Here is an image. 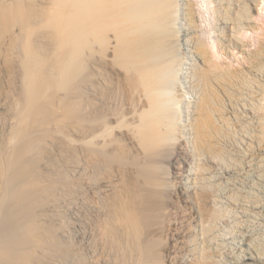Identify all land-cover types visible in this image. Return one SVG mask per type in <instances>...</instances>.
Returning <instances> with one entry per match:
<instances>
[{
  "label": "bare ground",
  "instance_id": "bare-ground-1",
  "mask_svg": "<svg viewBox=\"0 0 264 264\" xmlns=\"http://www.w3.org/2000/svg\"><path fill=\"white\" fill-rule=\"evenodd\" d=\"M263 26L264 0H0V264H78L54 226L63 192L87 212L84 264H182L213 213L204 179L264 180ZM181 44L200 60L189 122ZM187 130L207 158L192 200ZM253 238L239 264H264Z\"/></svg>",
  "mask_w": 264,
  "mask_h": 264
},
{
  "label": "rangeland",
  "instance_id": "rangeland-1",
  "mask_svg": "<svg viewBox=\"0 0 264 264\" xmlns=\"http://www.w3.org/2000/svg\"><path fill=\"white\" fill-rule=\"evenodd\" d=\"M217 27H219V25ZM218 32H220V29L218 30ZM262 32H263V34L261 35L260 40L264 41V26H263ZM223 39H225V38L223 37ZM189 48L190 47L188 45H185V44H181V46H180V51H181L180 53L182 55L184 54L183 56L187 57L188 62L190 61V63L192 62V64H193V65L192 64L186 65L188 68H185L186 70L183 69V71L185 70L184 72L187 71V73H184L183 75H181L184 77H180V80H182L181 84L183 86V89H185L188 93L187 96L189 98V102L192 101L191 105L188 108H184L183 109L184 111L182 113V115H185L183 117L184 119H186V117H187V122L191 121L194 117L193 116L194 115V111H193L194 106L199 101V94H200V92H199L200 87L199 86L197 87V85L195 84L196 75H197V72L199 71L198 65H200V60L196 55H194V53L188 51ZM251 48H253V47L251 46ZM191 54L193 56H191ZM238 57L239 58L242 57V54H238ZM232 59L233 58L231 57V60ZM223 60H225V62H229L230 59L227 58L226 56H223ZM237 65H238L237 63L233 62L234 67H238ZM191 66H192V68H191ZM189 73H190V75H189ZM187 74H188V76H187ZM189 76L191 78H189ZM191 80L194 81L193 84H192ZM186 88H188V89H186ZM194 88H197V90ZM1 91H0V93H1ZM191 117H192V119H190ZM189 131H190V133H188ZM191 131L192 130L185 131L186 132L185 136L188 137V138H186V141L188 140L187 142L189 143L188 144L189 148H187V149H188L191 157L188 160L187 167H185V170L187 169L188 171H187V173H184V175L185 176L189 175V180L187 181V183L189 181L192 182L190 184H187L190 186L188 189V195H190L191 200H192V198H194L195 192H197L199 189L197 187H199V185H200L197 182V179L195 178L197 173L199 172V169H197L198 168L197 166L201 162L206 161L207 158H206V156L201 157V156H197L195 154L193 147H192V143L190 141V139L192 140V136H193ZM227 147H228V144H227ZM231 153H233V152L230 151L229 154L223 155L225 157L224 158L222 156V158H224L223 161H225L227 163V162H229L230 159L235 158L234 157L235 155L231 154ZM229 155L230 156L232 155L231 156L232 158ZM201 159H203V161ZM255 172H256L255 170L247 171L243 175H238V176L235 175L236 176V177L234 176L235 178L233 176L232 177L230 176L231 180H229L228 183L227 182L222 183L221 185H218V186H217V184H216V186L214 185L215 184L214 178L213 179L211 178V180H209V179H204L205 181L202 180L203 184L207 187L208 191H211L212 194H215V197L212 198L210 203H209V206L210 205L212 206V207L210 206V208L213 209L210 211V214L213 212L212 213L213 215L211 214V218H208V221H206L207 223L206 222L203 223L200 220L196 221V219H195V222L193 223V228L195 230L194 233L195 234L198 233V236L196 237L197 241L194 242V244L191 246V248H190L191 251L187 252V254H185L183 259L181 260L182 264H192V262L196 259L195 257H197L198 259H201L200 256L202 255L203 250L205 249V246H207V250H210V252L213 251L212 253L214 255L213 256L214 264H239L242 261L241 257L244 256L245 258H247V257H250V255L254 256L256 254V252H254L252 249H247V247L245 245V240H247V238H251V237L252 238L254 237L253 243L256 247H258V248L261 247V249H264V180H259L258 176H256L257 174ZM190 179H192V180H190ZM194 179H196V180H194ZM206 181H207V183H206ZM212 181L214 183H212ZM183 182H184V180H183ZM178 184L179 183H177V185ZM213 187H215V189L217 187L218 188L215 191V189ZM225 189H226V191H225ZM227 189H228V191H227ZM232 190L234 192H237V193L241 192L242 195H245V194L248 195L249 196L248 200H250V202L247 203L248 201L247 202L245 201L246 202L245 203L244 201L242 202V200L238 201L239 200L238 199L237 203H235V204L230 203L228 201L229 199L227 197H224V194L226 193L225 196H227L229 191L232 192ZM63 193H61L62 196L60 195L61 196L60 198L58 197L59 196L58 195L57 199H56L57 204H55V207L57 210L55 209V211H56L57 215L55 213V216H54L55 220H53V221H55L54 226L56 225L55 226L56 230L58 229L57 230L58 235H59L60 239L63 240L61 242L63 245L64 244L69 245V243L70 244L76 243L75 244L76 246L75 245L74 246L77 249V253L79 252L77 255H78V258L80 260V261H78V264H80V263L84 264L85 259L86 260L88 259V257H87V251L88 250L87 249H93V246H94V244L91 245V242L89 241V235L91 234L90 226L85 224V223H82L83 225L80 223V221L83 222L82 219L84 218V216L87 215V212H85L83 209H81V211L78 210V209L82 208L78 204H77V206L78 207L80 206V207L78 208L77 206H75L73 209V206L70 205L71 201H70V199H68L69 196H67L66 192L64 194ZM216 196H218V198ZM251 198H254V199H251ZM215 199H217V200H215ZM238 202L243 203V204H239ZM255 202H257V203H255ZM251 203H253V204H251ZM255 206H258V207H255ZM244 208H246V209H244ZM241 210H242V212H241ZM82 212H85V213H82ZM58 214H60V215H58ZM73 216H78V217L75 218ZM72 219L75 222L78 221V223L73 222ZM73 223H74V225H73ZM75 225L77 227H74ZM206 225H207V228H206ZM208 225H210V227ZM84 226H85V228H84ZM202 227L206 228L207 230L209 228V232L206 231V234H203L201 231V230H203ZM69 229H71V230H69ZM76 235H77V237H76ZM72 236H73V239H72ZM87 236H88V238H87ZM205 236H207V238ZM80 237L82 240L80 239ZM191 239H192V237H191ZM86 241H88V242H86ZM86 247H89V248L86 249ZM90 247H92V248H90ZM78 248H79V250H78ZM201 250H202V252H201ZM82 251H83V253H82ZM84 255H85V257H84ZM82 258H84V260ZM246 260L250 261L249 259H246ZM66 261H68V263ZM81 261H83V262H81ZM54 264H69V260L63 259L61 262L59 260H57L56 263H54Z\"/></svg>",
  "mask_w": 264,
  "mask_h": 264
}]
</instances>
